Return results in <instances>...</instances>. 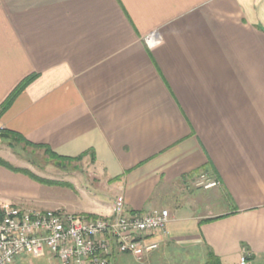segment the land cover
Listing matches in <instances>:
<instances>
[{
	"label": "crops",
	"instance_id": "crops-1",
	"mask_svg": "<svg viewBox=\"0 0 264 264\" xmlns=\"http://www.w3.org/2000/svg\"><path fill=\"white\" fill-rule=\"evenodd\" d=\"M0 128L90 163L103 195L75 214L170 213L122 262L264 264V0H0ZM39 187L0 165V203Z\"/></svg>",
	"mask_w": 264,
	"mask_h": 264
},
{
	"label": "built area",
	"instance_id": "built-area-1",
	"mask_svg": "<svg viewBox=\"0 0 264 264\" xmlns=\"http://www.w3.org/2000/svg\"><path fill=\"white\" fill-rule=\"evenodd\" d=\"M160 42L155 35L145 39L149 47ZM3 132L0 128V137ZM195 184L204 190L220 185L207 173L200 174ZM169 220L167 210L131 213L122 199L115 201L108 216L0 203V264L48 255L54 264H114L119 255L140 262L160 250L157 238ZM240 264H248L247 259L243 257Z\"/></svg>",
	"mask_w": 264,
	"mask_h": 264
},
{
	"label": "rangeland",
	"instance_id": "rangeland-1",
	"mask_svg": "<svg viewBox=\"0 0 264 264\" xmlns=\"http://www.w3.org/2000/svg\"><path fill=\"white\" fill-rule=\"evenodd\" d=\"M1 138V137H0ZM9 154V164L14 168L24 169L40 181L39 190L34 192L33 198L25 201L22 207L40 210H61L69 213H78L86 208L94 207L102 186L94 185L96 181L90 163L85 161H72L64 163L63 167H56L43 149L25 147L14 143L9 148H1ZM5 161V160H4ZM6 162V161H5ZM52 182L54 184L48 183ZM73 183L75 188L69 185ZM216 205H218L216 203ZM13 264H54L48 255L45 258L21 257ZM114 264H139L135 261H123L115 258Z\"/></svg>",
	"mask_w": 264,
	"mask_h": 264
},
{
	"label": "trees",
	"instance_id": "trees-1",
	"mask_svg": "<svg viewBox=\"0 0 264 264\" xmlns=\"http://www.w3.org/2000/svg\"><path fill=\"white\" fill-rule=\"evenodd\" d=\"M34 79V77H29L26 80H24V82L17 88V90L9 97V99L7 100V102L4 105V108H7L8 106L11 105V103L14 101L15 97L17 96L18 93L22 92ZM1 138H4L6 140L11 141V145H13L14 143L17 144H23L25 147L28 148H33V149H43L46 153V155L48 156V158L53 161L54 165L56 167H63L64 163L66 162H72L75 160L72 159H68V158H63L60 157L56 154H54L49 148L43 147V146H35L29 142H27L24 138H21L19 135L15 134V133H5V131L3 132ZM0 165L15 172V173H20V174H24L28 177H30L31 179L35 180V181H40L41 180L35 176L34 174H32L31 172L24 170V169H18V168H14L11 164H9L8 162H5L3 160H0ZM51 184H54L52 182H48ZM207 264H219V261L217 260V258L210 252L209 256H208V261Z\"/></svg>",
	"mask_w": 264,
	"mask_h": 264
}]
</instances>
